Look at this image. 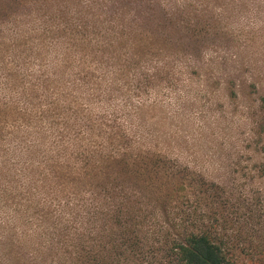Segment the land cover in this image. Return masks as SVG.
Returning a JSON list of instances; mask_svg holds the SVG:
<instances>
[{
  "label": "trees",
  "instance_id": "obj_1",
  "mask_svg": "<svg viewBox=\"0 0 264 264\" xmlns=\"http://www.w3.org/2000/svg\"><path fill=\"white\" fill-rule=\"evenodd\" d=\"M263 8L264 0H0V72L52 41L152 87L175 66L196 70L207 44L229 38L231 21L264 22ZM231 12L240 14L225 18ZM13 108L0 104V140ZM134 109L99 133L86 119L84 133L104 137L96 145L54 140L52 151L0 154V264H264V210L239 211L245 242L229 247L224 185L135 138L142 108Z\"/></svg>",
  "mask_w": 264,
  "mask_h": 264
},
{
  "label": "rangeland",
  "instance_id": "obj_2",
  "mask_svg": "<svg viewBox=\"0 0 264 264\" xmlns=\"http://www.w3.org/2000/svg\"><path fill=\"white\" fill-rule=\"evenodd\" d=\"M254 16L231 21L229 38L207 44L196 70L175 66L152 87L129 70L113 74L100 57L87 59L52 41L40 46V54L28 52L24 67L8 59L0 72L3 87L8 85L0 87V104L15 107L5 119L0 154L52 151L54 140L96 145L104 137L84 133L86 119L99 133L117 120L125 123L127 114L136 115L134 106L141 107L133 116L135 138L224 185L230 200L224 233L229 247L240 250L245 239L236 232L239 211L257 205L264 210V88L254 85L264 84V22ZM29 88L34 92L26 96ZM69 116L75 127L67 129L63 122ZM44 127L53 135L37 137ZM0 223L3 237L1 218Z\"/></svg>",
  "mask_w": 264,
  "mask_h": 264
}]
</instances>
